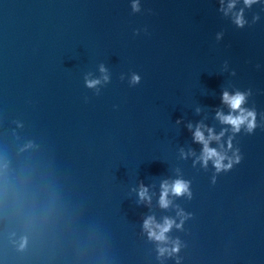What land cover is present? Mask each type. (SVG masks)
Returning a JSON list of instances; mask_svg holds the SVG:
<instances>
[{"label":"water","instance_id":"1","mask_svg":"<svg viewBox=\"0 0 264 264\" xmlns=\"http://www.w3.org/2000/svg\"><path fill=\"white\" fill-rule=\"evenodd\" d=\"M138 3L0 0V264H264V0ZM224 91L252 133L221 123ZM198 123L240 162L205 166Z\"/></svg>","mask_w":264,"mask_h":264},{"label":"clouds","instance_id":"2","mask_svg":"<svg viewBox=\"0 0 264 264\" xmlns=\"http://www.w3.org/2000/svg\"><path fill=\"white\" fill-rule=\"evenodd\" d=\"M236 2L237 0H227L226 7H224L225 0H221L222 10L225 12V14L235 8ZM255 2L256 0H244L245 6L248 7H250ZM132 7L134 11L139 10L138 0H133ZM234 22L240 27H243V25L246 23L243 16V9H240L239 12L234 13ZM100 70L101 72H106V69L103 66H101ZM103 79L107 81L109 77L107 75H104ZM131 80L133 83H138L140 77L137 74H133ZM86 83L88 84V86H95L96 84L100 83V81L98 79H93L87 80ZM246 95V93L240 91H236L234 93L224 91L221 96L222 102L227 104L231 111L227 114L218 111L217 117L220 119L221 123L231 125V130L234 133L239 132L241 130V127H243L247 132L252 133L257 126L255 110L242 107V105L246 101ZM188 127L189 129L193 128L191 124H189ZM205 131L207 132V135H205ZM225 131H227V129H222L220 133H215L212 128L200 123H198L195 126V129L192 131L194 141L202 144L203 146L201 155L200 157H198V159L201 160L205 166L207 165L208 161L211 160L217 172L230 169L233 166V163H239L241 159V156L238 154V150L234 151L232 156H229L227 154V151H219L217 150V148L210 146V142L213 140L219 142L221 137L224 136ZM231 139L232 138L229 137V149L232 148ZM220 147L221 149H223V144H221ZM225 160H227V163L224 162ZM214 179L215 177H213V180ZM163 187L164 193L161 195L160 203L162 207H167L169 203V201L166 199L168 186L164 185ZM172 191L176 195H181L184 192H188L187 182L182 180L175 181L172 187ZM146 194V189L142 188L139 193L141 198L146 197ZM189 195H191L190 192ZM174 223L175 222L172 219L165 218L164 223L159 224L155 222L154 218L148 217L144 221V228L147 230L150 238H153L157 241H166L168 238L165 233H167L171 229ZM182 223L183 221H181V224ZM181 224H177L176 227H181ZM178 250L179 241L175 242V246L171 250L167 248L159 249L161 255H163L165 252H169V254H171V252H177Z\"/></svg>","mask_w":264,"mask_h":264}]
</instances>
